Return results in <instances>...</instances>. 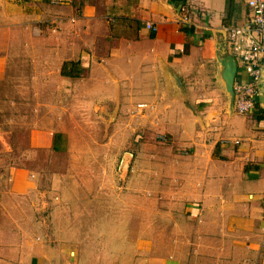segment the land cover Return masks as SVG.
<instances>
[{
  "label": "crops",
  "instance_id": "obj_1",
  "mask_svg": "<svg viewBox=\"0 0 264 264\" xmlns=\"http://www.w3.org/2000/svg\"><path fill=\"white\" fill-rule=\"evenodd\" d=\"M249 16L245 0H0V90L12 82L14 93H41L38 85H17L28 71L13 63L23 62L29 72L41 65V78L51 74L56 85L47 92H68L65 84L91 74L93 88L78 91L84 97L109 95L117 104L123 87L164 93L160 128L171 140L158 156L156 213L142 209V228L133 232L132 199L124 219L110 221L121 240L91 247L88 262L82 247L70 258L69 235L56 228V237L52 221L69 201L59 205L41 190L30 162L36 151H67L70 131L34 123L17 155L12 132L0 124V264H264V101L240 115L230 92L246 75L228 29L244 27ZM261 70L264 97V63ZM142 189L153 191L148 183ZM123 223L130 230L118 232Z\"/></svg>",
  "mask_w": 264,
  "mask_h": 264
},
{
  "label": "rangeland",
  "instance_id": "obj_2",
  "mask_svg": "<svg viewBox=\"0 0 264 264\" xmlns=\"http://www.w3.org/2000/svg\"><path fill=\"white\" fill-rule=\"evenodd\" d=\"M41 35L44 40L46 35ZM13 64L16 72L25 75L28 71L17 85H38L37 90H42L41 93H14L13 83H5L0 90V124L12 132L17 155L27 148L29 130L34 128V123L70 131L67 151L53 155L36 151L30 162L34 164L32 168L40 172L41 190L57 196L59 205L69 201L64 204L65 212L52 221L56 237L64 232L69 235L70 258H77L79 247H82V257L89 262L93 259L91 247L105 249L121 240L112 237L110 221L124 219L128 202L132 199L134 202L133 232L142 228L139 216L142 209L147 214L157 211L158 156L171 149L170 138L160 128L163 123L159 121L160 115L165 111L159 108L169 99L164 93H128L124 87L119 91L117 104L109 95L86 93L84 97L78 91L82 84L86 90L93 88L91 74L83 83L65 84L68 92H47L48 86L56 84L51 81L50 73L41 78L44 75L41 65L29 72L26 63ZM30 74L37 75L38 80ZM144 104L149 105L140 108L139 105ZM56 173L65 177L56 179ZM143 183L152 184L153 191L146 193ZM44 199L49 201L47 194ZM142 199L148 203L144 208L137 202ZM152 219L149 217L150 223L145 224L150 231L156 227ZM127 229L123 223L118 232ZM97 256L110 255L100 253Z\"/></svg>",
  "mask_w": 264,
  "mask_h": 264
},
{
  "label": "built area",
  "instance_id": "obj_3",
  "mask_svg": "<svg viewBox=\"0 0 264 264\" xmlns=\"http://www.w3.org/2000/svg\"><path fill=\"white\" fill-rule=\"evenodd\" d=\"M250 16L244 27L228 29L232 53L240 61L246 79L233 83L235 111L247 115L257 105L261 87V69L264 63V0H245ZM188 15L183 21H188ZM145 28L155 32L152 23H145Z\"/></svg>",
  "mask_w": 264,
  "mask_h": 264
},
{
  "label": "water",
  "instance_id": "obj_4",
  "mask_svg": "<svg viewBox=\"0 0 264 264\" xmlns=\"http://www.w3.org/2000/svg\"><path fill=\"white\" fill-rule=\"evenodd\" d=\"M261 78L263 79V71L261 70ZM262 82V81H261ZM233 84V83H232ZM232 84H231V93L233 94V91H232ZM263 94V93H262ZM264 95V94H263ZM262 99H263V101H264V97H261V94L259 93V97H258V101H262Z\"/></svg>",
  "mask_w": 264,
  "mask_h": 264
},
{
  "label": "trees",
  "instance_id": "obj_5",
  "mask_svg": "<svg viewBox=\"0 0 264 264\" xmlns=\"http://www.w3.org/2000/svg\"><path fill=\"white\" fill-rule=\"evenodd\" d=\"M63 74H64V72H62ZM257 119H259L260 120V117H258ZM60 147L59 146H57L56 144L53 146V149L55 150V151H58V150H60L59 149Z\"/></svg>",
  "mask_w": 264,
  "mask_h": 264
}]
</instances>
